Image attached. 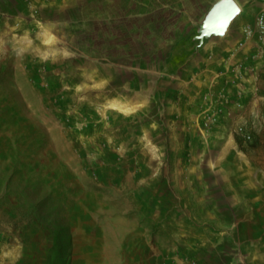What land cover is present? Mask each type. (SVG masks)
<instances>
[{
    "label": "rangeland",
    "instance_id": "1",
    "mask_svg": "<svg viewBox=\"0 0 264 264\" xmlns=\"http://www.w3.org/2000/svg\"><path fill=\"white\" fill-rule=\"evenodd\" d=\"M163 2L0 0V264H264V42Z\"/></svg>",
    "mask_w": 264,
    "mask_h": 264
},
{
    "label": "crops",
    "instance_id": "2",
    "mask_svg": "<svg viewBox=\"0 0 264 264\" xmlns=\"http://www.w3.org/2000/svg\"><path fill=\"white\" fill-rule=\"evenodd\" d=\"M161 0H158L160 2ZM163 4L166 7H174V9H180V8H187V12H185L189 18H186L187 22L192 20V24L190 22H186L182 27L177 26L176 31H180L181 29L191 32L197 30V16H200V20L203 16L206 14H209V12L212 10L215 4L220 2L221 0H163ZM238 6L241 9V13L236 18V20L230 25L229 31L227 33V36L223 40L219 41H213L210 44H205V46L200 51L204 50L207 51L204 54V64L200 69H196L194 67V64L192 65L193 69L197 71V76L202 75V77H207L209 75L207 73V69L210 67V60L213 58L211 51L213 53L215 47L217 46H225L228 47L231 46L234 48L235 46L238 48L239 43L244 44V50L238 51V49L235 50V52L231 53L230 56H232L234 59L232 63L227 64L222 63L221 65V72L220 77L224 78H237L238 73L234 70V66L237 65V63L241 60L246 58L247 56H254L255 52H253L252 48L256 45H259V42L255 36L257 32V18L264 14V1L263 0H234ZM191 18V19H190ZM192 25V26H191ZM195 25V26H194ZM179 38V39H177ZM175 39H177V42L171 44L174 46V49L172 50L168 62L172 66L173 73H176L178 70L182 69L185 63L193 62V55H191L190 50L187 53V50L185 48H188L189 46L187 43L191 42V38H185L181 39L180 35L176 36ZM209 48L208 50H205L206 48ZM229 50L227 51V55ZM252 65L254 71L257 72L256 76H263L264 77V56L261 60H253L250 62ZM232 69L230 72H226L225 69ZM254 80H257L258 78L254 76ZM264 82V80H262ZM262 83L260 82V79H258L257 83H254L252 86V89L254 91L255 86H260ZM237 86V85H236ZM242 86V85H241ZM237 87H240L238 85ZM255 93V92H253ZM240 107V106H239ZM236 108V109H239ZM126 254H130L132 249L125 250ZM129 251V252H128ZM121 264V263H117ZM133 264V263H131Z\"/></svg>",
    "mask_w": 264,
    "mask_h": 264
},
{
    "label": "water",
    "instance_id": "3",
    "mask_svg": "<svg viewBox=\"0 0 264 264\" xmlns=\"http://www.w3.org/2000/svg\"><path fill=\"white\" fill-rule=\"evenodd\" d=\"M241 9L234 0H221L214 5L203 24L206 33L225 36L231 21L240 14Z\"/></svg>",
    "mask_w": 264,
    "mask_h": 264
},
{
    "label": "built area",
    "instance_id": "4",
    "mask_svg": "<svg viewBox=\"0 0 264 264\" xmlns=\"http://www.w3.org/2000/svg\"><path fill=\"white\" fill-rule=\"evenodd\" d=\"M257 29L260 40L264 42V14H262L258 19Z\"/></svg>",
    "mask_w": 264,
    "mask_h": 264
}]
</instances>
